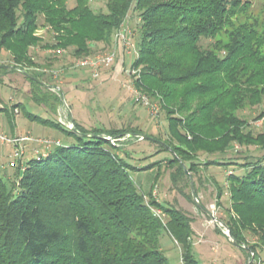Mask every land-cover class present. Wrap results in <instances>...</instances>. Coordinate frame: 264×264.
Masks as SVG:
<instances>
[{
  "label": "trees",
  "instance_id": "1",
  "mask_svg": "<svg viewBox=\"0 0 264 264\" xmlns=\"http://www.w3.org/2000/svg\"><path fill=\"white\" fill-rule=\"evenodd\" d=\"M90 2L0 0V51L9 54L7 66H12L0 73L22 69L56 87L29 54L43 42L36 34L39 21L52 34L43 48H61L79 59L91 55L96 44L108 45L132 10L138 15L132 84L164 112L168 140L158 148L171 158L137 169L128 163L123 142L137 141L130 135L143 136L139 129L85 130L73 120L80 134L111 142L25 113L30 122L59 130L72 141L27 160L22 172L12 168L14 178L5 180L0 173V264H169L159 246L162 232L179 247L185 264H199L192 253L193 219L152 192L164 168L176 184L188 176L183 166L189 176L198 172V152L224 155L233 144L254 146L263 154L201 165L231 168L224 190L217 188L218 199L229 196L221 221L256 259L264 248V126L254 134L238 114L264 98V30L257 19H247L251 2L105 0L104 12L94 11ZM204 40L211 42L203 46ZM22 76L33 87L34 102H60L49 88ZM51 109L56 114L57 108ZM17 111L24 113L20 103L0 108L13 125ZM261 119L264 111L253 120ZM156 166L149 191L141 193L131 172ZM247 235L262 248L248 245Z\"/></svg>",
  "mask_w": 264,
  "mask_h": 264
},
{
  "label": "rangeland",
  "instance_id": "2",
  "mask_svg": "<svg viewBox=\"0 0 264 264\" xmlns=\"http://www.w3.org/2000/svg\"><path fill=\"white\" fill-rule=\"evenodd\" d=\"M251 8L247 13V19H257L259 28L264 30V0H249ZM90 6L94 11H105V0H91ZM138 15L134 11L128 13L124 27L130 31V43L133 47L130 49L131 55L124 54V49L120 41H117L114 34L108 45L102 43L96 44L94 52L86 57H96L106 54H114L115 62L113 65L100 70L99 78L93 79L88 71L70 69L72 58L64 49V55L48 54L51 50L58 48H43L47 43L50 45L52 34L48 27H42V20L39 21V28L36 31L37 36L42 39L38 47H31L29 54L39 68V72L50 76L52 84L60 90L56 92L49 90L52 94L58 95L59 103L50 101L38 104L31 99L33 87L18 72L0 73V108L10 109L14 104L20 103L24 107V113L15 112L14 125L12 119L0 112V133L6 137L28 136L34 139H47L60 141L67 144L72 141L62 132L49 126H44L36 122H30L25 113L40 117L41 119L53 120L64 126L70 125V118L81 125L85 130L93 128H102L104 130L121 129L127 126L135 127L142 132L143 136L150 138L149 141L140 137L137 141L125 143V151L129 153L128 163L133 167L140 169L156 162L171 158L168 151L159 152V145L166 146L163 141L168 140V123L163 111L159 105L150 101L154 105V111L150 107L144 106L141 101L136 102V90L133 87L132 64L137 56V28ZM223 40L226 36L222 35ZM211 41H202L203 46H207ZM0 64L10 65L11 59L8 53L0 51ZM31 71V69H29ZM56 71L58 78H53L49 73L43 71ZM50 93V94H51ZM57 103L59 105H57ZM64 104L70 110L68 115ZM57 108L56 114L51 107ZM264 111V98L258 106L245 107L238 114L244 118L254 134L261 132L264 126L263 119L254 121L253 119ZM261 126L257 123L261 122ZM15 129V133L13 132ZM14 134V135H13ZM156 137L159 139H153ZM113 140L111 139V142ZM154 141V142H150ZM25 147L31 153L38 149V145L25 142ZM130 143V144H129ZM11 153V146L0 143V170L1 176L7 180L14 178V170L8 166ZM26 154L24 159H28ZM263 152L254 146L244 147L233 144L232 148L224 155L197 153L195 162L200 163L198 172L193 176L187 173L186 178L180 179L176 184L170 180V170L164 168L162 175L158 177L157 187L153 189L152 195L161 203H169L183 213L188 214L193 222L192 253L199 264H246L249 258L243 252L234 247L225 236V234L216 227L215 223L205 214L199 211L193 202L191 195L190 182L193 190L197 192V199L201 206L212 213L217 219L224 220L229 208V196L225 193L220 199L217 198V188H225V177L231 168L203 166L201 164L208 161H234L244 155L253 157L261 156ZM166 166L163 164L162 167ZM159 167H153L151 170H141L131 172V177L139 191L146 194L152 183L150 175L158 172ZM7 176V177H6ZM247 244H257L260 248L262 243L256 237L247 235ZM163 254L169 264H179L181 257L179 247L173 242L166 232H162L159 244ZM258 257L250 259L248 264H264V248L257 250Z\"/></svg>",
  "mask_w": 264,
  "mask_h": 264
},
{
  "label": "built area",
  "instance_id": "3",
  "mask_svg": "<svg viewBox=\"0 0 264 264\" xmlns=\"http://www.w3.org/2000/svg\"><path fill=\"white\" fill-rule=\"evenodd\" d=\"M130 31H128L124 26L116 33L115 38L117 41H120V43L123 46L124 54L127 56L131 55L130 49L133 47V45L130 43L131 39ZM53 55H64L65 52L61 49H58L56 51L51 50L48 52V54ZM115 62V55L114 54H106L102 56H96V57H83L79 59H75L73 62H71L70 69L74 70H83L88 71L93 79L99 78L100 70L106 67H109L113 65ZM45 73H49L54 79L58 78V73L56 71H43ZM131 73L134 75L136 74V71H131ZM133 93L136 95V102L141 101V103L146 106L150 107L154 111V105H151L149 99L143 95H140L137 91H133ZM262 121L257 123V126H261ZM67 128H70V125L66 126ZM25 142L32 143L33 145H38V149H34L31 153L28 151L25 147ZM0 143L2 144H8L11 146V153L9 154L10 162L8 166L10 168H16L18 167L19 170L22 172L25 169V162L27 160L37 158V157H45L50 149L54 146H60V141H53V140H47V139H34L28 136H17V137H6L4 134L0 133ZM28 159H24L26 154H29ZM157 216L160 215L159 211H154ZM179 264H185L183 259L180 258Z\"/></svg>",
  "mask_w": 264,
  "mask_h": 264
},
{
  "label": "water",
  "instance_id": "4",
  "mask_svg": "<svg viewBox=\"0 0 264 264\" xmlns=\"http://www.w3.org/2000/svg\"><path fill=\"white\" fill-rule=\"evenodd\" d=\"M1 68H9V69H11L12 66L0 65V69H1ZM16 70H17V72L21 73L22 75H25L26 77L32 79L33 81L39 83L40 85L45 86V87H47V88H49V89H51V90H54V91H56V92H59V94H61V92H60L59 89H57L56 87H50V86L45 85L43 82H41V81L37 80L36 78H34L33 76H31V75H30L28 72H26L25 70H22V69H16ZM64 107H65V109H66L68 115L70 116V110H69V108L66 106V104H64ZM69 121H70V128H69V129H70L73 133H75V134H77V135H80V136H88V137L95 138V139H103V140H110V141H111L110 138H104V137L95 136V135H82V134H80V133L74 128L73 119L70 118ZM130 137H133V138H139V137H140V138L143 139V140H150V138H148L147 136H139V135H136V134H132V135H130ZM183 169H184V172L187 174L188 172H187V170H186V168H185L184 166H183ZM190 188H191V196H192L193 202L195 203L197 209H198L199 211H201L203 214H205L207 217H209V219L215 223L216 227L219 228V229L225 234V236L228 238L229 242H230L234 247H236V248H238V249H244V250H246L247 252H249V254H250V258H249L248 262L246 263V264H248L249 261H250V259H253V255L250 253V251L248 250V248H246V247H244V246L238 244V243L232 238V236H231V234H230V231H229V230L227 229V227L223 224V222L220 221L219 219H217L212 213H210L209 211H207L205 208H203V207L201 206L200 202L198 201V199H197L196 196H195V193H194V190H193V186H192V182H190Z\"/></svg>",
  "mask_w": 264,
  "mask_h": 264
},
{
  "label": "crops",
  "instance_id": "5",
  "mask_svg": "<svg viewBox=\"0 0 264 264\" xmlns=\"http://www.w3.org/2000/svg\"><path fill=\"white\" fill-rule=\"evenodd\" d=\"M15 131V129H13V132ZM15 133V132H14ZM14 135V134H13ZM14 137V136H13ZM0 170L1 171H4V168L3 167H0Z\"/></svg>",
  "mask_w": 264,
  "mask_h": 264
}]
</instances>
